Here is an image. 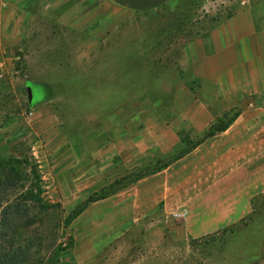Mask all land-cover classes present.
Listing matches in <instances>:
<instances>
[{"label": "rangeland", "instance_id": "374dc122", "mask_svg": "<svg viewBox=\"0 0 264 264\" xmlns=\"http://www.w3.org/2000/svg\"><path fill=\"white\" fill-rule=\"evenodd\" d=\"M235 1L114 7L122 17L100 37L92 23L104 22L94 12L105 0L14 3L0 46V171L39 193L27 203L32 223L18 228L11 245L25 257L19 264H264V193L238 222L193 238L184 215L162 214L163 202L142 216L129 207L139 180L130 181L165 161L155 145L138 160L93 150L109 137L138 139L142 112L172 115L178 86H196L192 40L229 16ZM82 19L88 25L77 29ZM202 134L183 127L181 147Z\"/></svg>", "mask_w": 264, "mask_h": 264}, {"label": "crops", "instance_id": "0c3cea01", "mask_svg": "<svg viewBox=\"0 0 264 264\" xmlns=\"http://www.w3.org/2000/svg\"><path fill=\"white\" fill-rule=\"evenodd\" d=\"M168 1L105 0L103 9L94 12L105 16L104 22H93L92 33L106 34L122 11L151 10ZM16 2L0 0V46ZM231 10L192 40L189 72L196 86H178L172 115L154 118L142 112L144 129L138 139L109 137L100 142L105 143L101 150L97 141L93 144L99 155L122 161L146 158L150 145L166 154L181 143L183 127L200 134L217 118L237 111L223 129L133 188L129 207L135 216L152 212L160 202L164 216L184 207L185 233L193 238L238 222L251 212L252 199L264 193V0H249L247 6L236 4ZM86 25L78 20L76 28Z\"/></svg>", "mask_w": 264, "mask_h": 264}, {"label": "trees", "instance_id": "16d2710c", "mask_svg": "<svg viewBox=\"0 0 264 264\" xmlns=\"http://www.w3.org/2000/svg\"><path fill=\"white\" fill-rule=\"evenodd\" d=\"M222 117L217 118L216 121L203 132L202 136L190 146L183 148L181 144L178 145L174 150L163 155L165 161H163L159 167L148 173H142L136 176L130 182L138 181L147 175L160 171L187 154L206 138L223 129L232 117L225 124L219 126L218 123L221 121ZM38 200V189L36 192H34L32 186L24 189L23 186L20 187L17 184L12 174H6L0 171V247L7 246V252L4 250L0 252V264H19V262L24 261L23 259L25 257L22 258L21 253H18L19 250L17 248H12L11 245L18 228H20V226H28L32 223L31 221L25 220L29 217V211L32 208L27 203L29 202L31 204Z\"/></svg>", "mask_w": 264, "mask_h": 264}, {"label": "built area", "instance_id": "2783aa9c", "mask_svg": "<svg viewBox=\"0 0 264 264\" xmlns=\"http://www.w3.org/2000/svg\"><path fill=\"white\" fill-rule=\"evenodd\" d=\"M235 3L239 6H247L249 3V0H236ZM187 213V209L182 207L176 212L174 215L183 216Z\"/></svg>", "mask_w": 264, "mask_h": 264}, {"label": "water", "instance_id": "95a60500", "mask_svg": "<svg viewBox=\"0 0 264 264\" xmlns=\"http://www.w3.org/2000/svg\"><path fill=\"white\" fill-rule=\"evenodd\" d=\"M26 91H27V98H28L27 100L30 102L31 101L30 99H32L30 86H27Z\"/></svg>", "mask_w": 264, "mask_h": 264}]
</instances>
